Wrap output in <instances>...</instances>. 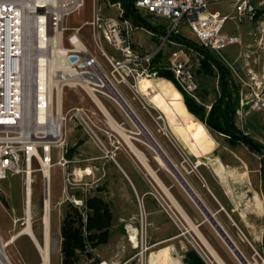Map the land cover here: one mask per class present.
Returning <instances> with one entry per match:
<instances>
[{
  "label": "rangeland",
  "instance_id": "obj_1",
  "mask_svg": "<svg viewBox=\"0 0 264 264\" xmlns=\"http://www.w3.org/2000/svg\"><path fill=\"white\" fill-rule=\"evenodd\" d=\"M249 1L256 8V16L252 21H236L232 6L230 8L227 3L209 8L211 11L220 10L230 16L223 26V32L238 39L235 45L225 48L220 53L210 54L228 72L229 90L237 101L235 125L264 145V78L261 76L264 65V0ZM94 5V0H83L82 8L69 16L64 26L69 29L81 27L78 33L80 41L87 50L96 54L100 64L105 67L107 63L95 47L92 29L88 24L92 20ZM100 5L103 7L105 4L100 1ZM104 12L108 14L109 10L106 9ZM145 19L150 26L166 24L163 19L153 17ZM134 22L137 27H143L141 23ZM144 29L148 31L147 28ZM179 31L193 42L190 38L194 39V36L186 25L180 26ZM70 33V30L64 32L65 46H68L67 38ZM148 37L149 35L138 30L133 36V42L149 50L158 48L159 41L156 38L151 41ZM104 47L108 53H113L109 46ZM171 51L172 46L168 45L156 58V63L165 64ZM190 55L191 71L198 83L196 99H192L209 111L220 90L217 71L214 69L213 75L205 74L199 70L200 57L193 51ZM152 81L147 83L155 93L151 99L140 95L134 98L123 87L122 102L121 98L116 97V105L99 96L98 98L115 123L146 158L161 185L180 205L189 220L198 227L209 248L227 264L230 259L232 264H241L201 204L185 188L183 178H179L165 162L161 152L159 153L153 146L154 139L170 163L178 169L214 214L219 225L232 239L243 257L245 256L252 264H264L262 235L264 213L256 215L248 210L254 192L264 200L260 179L261 156L243 145L231 146L224 135L199 122L187 111L181 94L170 81L164 78H154ZM74 108L85 112L94 126L95 134L104 141V147H97L87 135H84L80 127L69 120L68 117ZM61 110L67 116L63 134L67 144L65 158L68 163L64 166L59 165L61 150L57 145L53 147L50 169V246L53 252L49 264H61L59 255L61 216L65 215L69 204L74 205L73 200L82 201L83 204L86 199L93 196L102 198L111 211L109 240L106 245L97 247V251L95 249L92 251V259H87L84 254L79 255L77 264H95L101 258L114 264H153L152 254L167 247L176 250L178 262L182 264L185 253L192 249L198 251L207 264H218L173 206L162 187L130 151L119 132L112 127L113 130L109 129L105 123L107 118L105 119V115L83 90L65 89L62 94ZM143 126L149 130L148 137L140 136ZM103 148L110 154L105 153ZM40 153L41 156L44 155L42 151ZM111 153L115 154L114 159L110 157ZM219 164L224 168L225 178L232 191L222 189L217 176ZM32 167L31 218L34 222L33 231L40 241L44 215L43 168L38 160H34ZM129 168L135 172L139 183ZM244 175H248L252 185L246 182ZM67 178L72 181L71 185L66 184ZM127 179L132 183L137 195ZM22 182L23 179L14 177L10 184L4 185L7 201L5 200L4 207L0 204V234L3 241H7L19 230L13 224L12 218H18L22 212ZM123 184L126 188L122 186ZM242 213L243 218L240 216ZM127 226L136 229L138 248H133ZM162 230L163 233H159ZM156 233L159 234L155 235ZM96 252L100 258L96 256ZM7 254L13 264L40 262L37 251L26 236H21L10 245Z\"/></svg>",
  "mask_w": 264,
  "mask_h": 264
},
{
  "label": "built area",
  "instance_id": "obj_2",
  "mask_svg": "<svg viewBox=\"0 0 264 264\" xmlns=\"http://www.w3.org/2000/svg\"><path fill=\"white\" fill-rule=\"evenodd\" d=\"M100 1L105 4L103 7ZM225 1L132 0L134 11L143 20L153 17L166 22L164 26L154 25L153 29L145 31V27H137L133 19L125 15L121 1L94 0L93 16L88 24L95 47L107 63L103 67L95 53L76 47L81 27L69 29L64 26L67 18L82 8L83 0H0V204L4 207L7 201L4 185L10 184L14 177L23 179L22 212L18 218H12L19 228L16 235L28 226L32 229L34 226L25 186L34 160L41 156L40 151L50 153L58 144L63 166L68 163L65 158L67 144L63 139L67 116L62 110L57 111L58 92L61 97L65 89H81L92 101L91 94H95L116 105V97H123L122 87L134 98L146 96L140 91L139 84L143 80L159 78L158 72L163 70L172 74L183 92L196 99L198 83L191 71L190 55L195 51L178 41V37L188 40L179 28L186 25L194 36V39L190 38L192 43L211 54L235 45L238 39L223 33V26L230 16L209 10L212 5ZM231 6L238 22L252 21L256 16V8L249 0H234ZM106 9L108 14L104 12ZM69 30L68 46H65L64 32ZM138 30L149 35L151 41L156 38L160 43L158 48L149 50L135 44L133 36ZM56 35H60L59 43L54 41ZM104 45L113 53H108ZM168 45L172 46V51L167 62L156 63V58ZM261 76L264 78V65ZM68 118L97 147H104V141L95 134L94 126L83 110L74 108ZM106 120L109 129L113 130ZM66 184L71 185L72 181L67 178ZM73 202L78 207L82 205V201ZM24 235L34 243L43 262L34 235ZM44 242L42 226L40 245L44 246ZM52 252L50 246V257ZM0 264H12L4 250L1 234ZM95 264L114 263L100 259Z\"/></svg>",
  "mask_w": 264,
  "mask_h": 264
},
{
  "label": "trees",
  "instance_id": "obj_3",
  "mask_svg": "<svg viewBox=\"0 0 264 264\" xmlns=\"http://www.w3.org/2000/svg\"><path fill=\"white\" fill-rule=\"evenodd\" d=\"M112 3L121 1L125 15L139 22L147 29H153L133 9L132 0H110ZM195 51L200 57L199 70L207 75H213L217 71L219 79V94L211 104L209 111L204 106L197 104L190 96L181 90L176 84L172 74L168 71H159L158 77L170 81L179 91L187 111L207 128L224 135L231 146L242 144L251 152L261 156L260 179L262 191H264V145L252 139L241 131L234 122L235 104L232 93L229 90L228 72L208 52L202 50L185 38H177ZM60 222V248L59 255L61 264H77L78 256L84 254L87 259L93 258V250L99 246L106 245L109 240V229L111 227L112 214L108 204L100 197L93 196L84 201L78 207L69 204L65 215Z\"/></svg>",
  "mask_w": 264,
  "mask_h": 264
},
{
  "label": "bare ground",
  "instance_id": "obj_4",
  "mask_svg": "<svg viewBox=\"0 0 264 264\" xmlns=\"http://www.w3.org/2000/svg\"><path fill=\"white\" fill-rule=\"evenodd\" d=\"M54 41L56 43H59V41H60V35H56L54 37ZM76 47L78 49H80V50L86 49V47L82 44V42L80 40H78V42L76 43ZM148 82H153V81L152 80H143L139 84V89H140L141 92H143L144 95L150 97V99H151L152 96L155 93H153L152 90L147 86V83ZM91 96H92L93 101L96 103V105L100 109V111L107 118L108 123L110 124V126L114 130H116L117 132H119V134L122 136V138L124 139V141L128 145V148L130 149V151L134 153V155L139 159V161L142 163V165L147 170V172H149V174L162 187L165 195L169 198V200L171 201V203L173 204V206L176 208V210L181 214V216L183 217V219L189 224L190 228L194 231V233L196 234V236H198L199 240L204 244V246L206 248H208V250H209L208 252H210L209 254H211L213 260L216 261L218 264H224L220 260V257L217 256L218 254L216 255L209 248V246H208L209 244H207V242L205 241V239L200 234V232L198 230V227L189 220V218L184 213V211L182 210V208L180 207V205L172 198L171 194L167 191V189H165L161 185V183L158 181L155 173L153 172V170L148 165V163L146 161V158L131 143L130 138L124 134L123 130L115 123V121L113 120V118L110 115V113L107 111V109L104 107V105L99 100L98 96L95 95V94H91ZM117 98H119V97H117ZM123 100H124V98H123ZM61 102H62V96L60 97V94L58 92V106H57V111L58 112H61ZM121 102H122V98H121ZM126 102H125V106H126ZM123 104H124V101H123ZM127 109H128V106H127ZM129 111H130V109H129ZM133 113H135V112L133 111ZM131 114H132V111H131ZM137 117H138V115H137ZM135 119H136V117H135ZM137 121H138V118H137ZM148 133H149L148 128L146 126H143V130L140 133V136L148 137ZM149 138H150V134H149ZM63 139H65V136H64ZM154 141H155V145H154ZM56 145H57V147H60V145H58V144H55L53 147H56ZM153 146H155V148L157 150H159V153L161 152V155H163V158L165 157V162H167L169 164V166L171 167V169H173V171H175V173H177V175H179V178L180 177H181V179L183 178V183L185 181V188H187L191 192V194L193 195V197L197 200V202H199V204H201V207H203V210H205V213H207V216L209 217V219H211V221H213V224L221 231L223 237H225L223 239H225V241H228L231 245H233V247H230L229 246V249L233 252V254L236 256V258L241 262V264H252L245 256L243 257V255L241 254V252L238 249V247L234 244V242L232 241V239L225 233V231L222 229V227L219 225V223L215 219L214 214L210 212L209 208L204 204V202L201 200L200 196L191 187V185L189 184V182H187L184 179V177L182 176V174L178 171V169H176V167L174 165H172V163H170V160L168 159V157L164 153V151L161 149V146L159 145V143L157 142L156 139L153 140ZM103 149H104V152L105 153L110 154V152L106 148H103ZM51 151H52V149H51ZM110 157L112 159H114L115 154L111 153V156ZM37 160H38V162L41 164V166L43 168V197H44L43 209H44V215H43V224H42V226H43V229H44V239H45L44 246L40 245V242H38L35 238L34 239H35L38 247L41 249L42 255H43V262H39L38 264H49V258H50V256H49V250H50V242H51V239H50V236H51L50 235V231H51L50 230V228H51V226H50V220H51L50 219V210H51V202H50V199H51V173H50V169L52 167V163H51V152L50 153H46L43 156H39V158ZM59 165H61V166L63 165V159H62V157H60V159H59ZM32 172L33 171H30V175H29V178H28V184H27V186H25V188L27 187L26 189H27L28 196H29V213H30V216H31V204H32V176H31V173ZM217 176L219 177V180L221 182L222 189L224 191H227V190L232 191L231 190V185L227 181V178H225L224 168H223V166L221 164H219V170L217 171ZM244 177H246V179H245L246 182L249 183L250 185H252L251 182L248 179V175H244ZM251 200H252L251 201V206L248 207V210L254 212L256 215H260V214L264 213V200L261 199V197L259 196V194L257 192H254L253 193V196H252V199ZM233 202H234V200H233ZM234 204H235V202H234ZM240 216L243 218V216H244L243 213ZM126 229L128 231V234H129V240H130L131 244H133V248H138V244L139 243H138V238H137L138 234H137L136 229H133L130 226H127ZM262 230H264V228H262ZM24 233H29V234L35 235L33 233V229L30 228V226H28L27 228H25L23 230V232L20 233V234H17V235H16V233L12 234L8 238L7 241H3V243H4V250H5L6 254H7V248L10 245H12L17 239H19L21 236H23ZM262 235H264V234H262ZM233 248H234V250H233ZM175 251H174V249L172 247L162 248L159 251H155L152 254L153 264H182L180 261L178 262V256H177L178 254H176ZM7 256H8V254H7Z\"/></svg>",
  "mask_w": 264,
  "mask_h": 264
},
{
  "label": "crops",
  "instance_id": "obj_5",
  "mask_svg": "<svg viewBox=\"0 0 264 264\" xmlns=\"http://www.w3.org/2000/svg\"><path fill=\"white\" fill-rule=\"evenodd\" d=\"M234 0H226L225 2H222V3H220V4H224V3H227L228 5H229V7L231 6V4H232V2H233ZM220 4H216V5H212V6H217V5H220ZM231 8V7H230ZM211 11V10H210ZM215 11H218V10H215ZM215 11H211V12H215ZM220 14H222V15H227L226 13H222L220 10L218 11ZM224 33V32H223ZM225 34V33H224ZM225 35H227V34H225ZM149 86H150V84H149ZM238 145H242V144H238ZM238 145H236V146H233V147H237ZM244 146V145H243ZM246 147V146H245ZM129 170H130V172H131V174L134 176V179L137 181V183H139V180L136 178V175H135V172H133L132 171V169H130L129 168ZM128 180V179H127ZM129 181V180H128ZM133 182V181H132ZM134 183V182H133ZM129 184H130V186H131V188L133 189V191H134V188H133V185H132V183L129 181ZM135 184V183H134ZM124 188H126V186L123 184L122 185ZM139 187V186H138ZM135 192V191H134ZM136 193V192H135ZM136 195H137V193H136ZM61 219H62V216H61ZM262 228H264V226H262ZM33 233H34V231H33ZM159 233H163V230L162 231H160ZM159 233H156L155 235H158ZM35 234V233H34ZM152 237L154 236L152 233L150 234ZM23 236H26V235H23ZM30 241H31V239L28 237V236H26ZM34 237H35V239L38 241V242H40V244H42V232H41V236H40V241H39V239L37 238V236L36 235H34ZM31 243L33 244V246H34V243L31 241ZM34 248H35V246H34ZM52 248V247H51ZM35 250H36V248H35ZM96 250V249H95ZM94 250V251H95ZM37 251V250H36ZM97 251V250H96ZM38 253V252H37ZM52 254V253H51ZM38 256H39V254H38ZM96 256L98 257V258H100L101 256L99 255V254H97V252H96ZM220 257V256H219ZM40 258V257H39ZM221 258V257H220ZM102 259V258H101ZM222 259V258H221ZM102 260H104V259H102ZM223 260V259H222ZM50 261H51V257H50ZM40 262H41V260H40ZM108 262H110V261H108ZM223 262L225 263V264H227L224 260H223ZM111 263H113V262H111ZM233 262H232V260L230 259V261H228V264H232Z\"/></svg>",
  "mask_w": 264,
  "mask_h": 264
},
{
  "label": "water",
  "instance_id": "obj_6",
  "mask_svg": "<svg viewBox=\"0 0 264 264\" xmlns=\"http://www.w3.org/2000/svg\"><path fill=\"white\" fill-rule=\"evenodd\" d=\"M217 231L221 234L223 237L221 231L214 225ZM225 240V239H224ZM228 246L233 247L228 241H225ZM234 250V248H233ZM183 264H207L206 260L201 256V254L196 251L195 249H192L185 253L184 257L182 258Z\"/></svg>",
  "mask_w": 264,
  "mask_h": 264
}]
</instances>
